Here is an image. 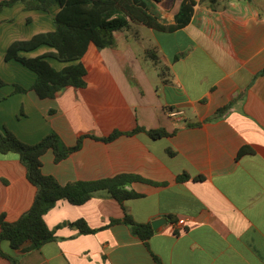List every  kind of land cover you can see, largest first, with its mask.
Returning <instances> with one entry per match:
<instances>
[{
  "label": "crops",
  "instance_id": "1",
  "mask_svg": "<svg viewBox=\"0 0 264 264\" xmlns=\"http://www.w3.org/2000/svg\"><path fill=\"white\" fill-rule=\"evenodd\" d=\"M48 1L47 12L20 3L0 11V130L27 145L56 133L73 147L86 136L60 162L50 151L41 157V173L61 186L118 175L152 184L126 185L134 197L122 203L105 191L79 206L58 201L43 217L52 242L22 254L2 241V252L18 264H264V0H192L190 22L173 32L130 23L113 47H90L82 88L40 99L30 90L35 73L5 54L13 42L54 31L60 7ZM182 2L152 3L159 22L174 25ZM52 51L43 45L19 56ZM45 60L56 70L68 65ZM136 128L169 136L132 134ZM114 132L121 135L102 141ZM242 148L251 152L239 155ZM183 174L189 179L178 181ZM35 192L18 158L0 156V216L16 221ZM125 215L137 224L168 222L143 242ZM78 221L96 232L81 234L71 226ZM0 264L9 262L0 257Z\"/></svg>",
  "mask_w": 264,
  "mask_h": 264
},
{
  "label": "trees",
  "instance_id": "2",
  "mask_svg": "<svg viewBox=\"0 0 264 264\" xmlns=\"http://www.w3.org/2000/svg\"><path fill=\"white\" fill-rule=\"evenodd\" d=\"M56 1L60 9L53 18L54 31L39 33L30 40L13 42L5 54L6 61L17 60L35 73L36 80L30 90L34 91L40 99L54 98L63 89L84 86L87 68L83 59L90 47L97 52L113 47L114 34L128 28L130 23H139L149 29L162 32L181 29L190 22L194 5L192 0H183L174 18L175 24L166 26L159 22L152 6V3H158L161 0ZM18 3L23 4L29 11L47 12L51 6L48 0H5L0 3V11ZM43 45L52 48L53 51L30 59L19 56L20 52H30ZM46 58L68 65L61 70H56L47 63ZM160 70L164 71L163 68ZM2 84L0 81V85ZM16 92L24 93L27 90L16 87ZM231 105L232 103H229L216 110L207 121L221 118ZM138 132L146 133L151 139L169 136L164 130L145 131L141 128H136L132 134ZM119 135L121 133L114 132L102 141L110 142ZM85 137L80 136L73 147H67L56 133H50L37 144L27 145L19 141L9 130H0V156L15 155L25 169L26 179L36 189L30 208L16 221L7 222L3 215L0 216V244L2 241H7L12 250L20 251L22 254L37 251L54 240L53 232L48 229L43 217L58 201L66 200L72 205L79 206L90 199L94 193L105 191L122 203L134 197V194L124 190L126 185L133 182L152 184L134 175H118L105 180L76 182L61 186L53 177L41 173L40 160L45 153L52 152L54 161L60 162L77 151ZM250 152V149L242 148L239 155ZM188 179L189 176L186 174L178 177V181ZM111 223H117V221H111ZM123 223L143 242L154 234L151 224H137L127 215ZM71 226L76 227L81 234L96 232L89 229L83 221L75 222ZM0 257L6 259L9 264L19 262L18 258L5 255L1 248Z\"/></svg>",
  "mask_w": 264,
  "mask_h": 264
},
{
  "label": "water",
  "instance_id": "3",
  "mask_svg": "<svg viewBox=\"0 0 264 264\" xmlns=\"http://www.w3.org/2000/svg\"><path fill=\"white\" fill-rule=\"evenodd\" d=\"M168 222L166 218H158L151 222V227L154 233H158L159 229Z\"/></svg>",
  "mask_w": 264,
  "mask_h": 264
},
{
  "label": "rangeland",
  "instance_id": "4",
  "mask_svg": "<svg viewBox=\"0 0 264 264\" xmlns=\"http://www.w3.org/2000/svg\"><path fill=\"white\" fill-rule=\"evenodd\" d=\"M51 7V6H50ZM131 32L134 34L144 35L147 31L139 27H132Z\"/></svg>",
  "mask_w": 264,
  "mask_h": 264
},
{
  "label": "built area",
  "instance_id": "5",
  "mask_svg": "<svg viewBox=\"0 0 264 264\" xmlns=\"http://www.w3.org/2000/svg\"><path fill=\"white\" fill-rule=\"evenodd\" d=\"M180 114L181 113H179V112H172L171 116L174 117V116H177V115H180ZM184 223H185V221L181 220V221L178 222V225L182 226V225H184Z\"/></svg>",
  "mask_w": 264,
  "mask_h": 264
}]
</instances>
